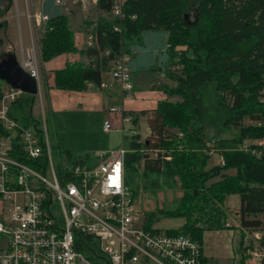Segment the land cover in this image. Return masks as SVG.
Masks as SVG:
<instances>
[{
    "label": "trees",
    "instance_id": "1",
    "mask_svg": "<svg viewBox=\"0 0 264 264\" xmlns=\"http://www.w3.org/2000/svg\"><path fill=\"white\" fill-rule=\"evenodd\" d=\"M3 2L0 15L12 5V0H0V4ZM40 2V11L47 16L41 23L40 50L44 61L75 47L61 6L54 0ZM112 2L98 0L96 8L110 12ZM190 9H194L192 20L187 15ZM123 12L126 51L129 47L137 50V56L129 61L131 68L148 69L154 61V52L159 53L160 66L172 65L177 56H180L177 62L183 64L181 73L167 74L173 86L164 88L180 100H163L150 113L144 112L151 129L149 137L141 143L136 129L127 128L125 182L133 197L138 195L137 178L143 161V178L154 174L178 177L186 190L179 207L159 210L163 217L184 218L181 226L168 231L189 234L202 244L205 230L224 228L226 216L217 203L231 194L239 196L242 227L264 224L255 218L264 212V155L233 146L247 138L264 136V0H127ZM112 24V18L97 19L96 47L85 49L86 55L95 57V63H75L58 70L57 88L82 90L88 81L100 82L101 72L113 60L118 46ZM179 45L186 47L176 50ZM103 52L104 56H100ZM209 82L215 83L213 91L216 103L224 111V126L236 128L238 135L227 144L225 140L216 142L224 148L220 151L224 163L206 169L209 155L203 151L208 147L201 125L204 115L201 89ZM32 103L33 97L23 94L13 105V111L30 122L34 120ZM244 117L257 124H244ZM137 120L138 115L133 116L131 124L135 126ZM168 127H176L182 137L170 135ZM178 144L187 153L174 151ZM141 149H163L164 153L150 157L141 153ZM66 154L73 157L69 151ZM167 155L169 160L162 157ZM228 169H235V173L222 174L219 180L207 184L213 176ZM156 217L160 215L146 212L147 225L154 223ZM240 263L243 264V259Z\"/></svg>",
    "mask_w": 264,
    "mask_h": 264
},
{
    "label": "built area",
    "instance_id": "2",
    "mask_svg": "<svg viewBox=\"0 0 264 264\" xmlns=\"http://www.w3.org/2000/svg\"><path fill=\"white\" fill-rule=\"evenodd\" d=\"M97 1L54 0L57 5L70 2L83 8L97 5ZM126 1L113 0L109 12L118 35L110 75L121 95L130 97L133 84L123 26ZM38 18L45 21L47 16L39 14ZM97 39L93 31L87 42L92 46ZM19 63L38 83L39 73L27 49ZM23 94L27 93L2 80L0 197L4 207L0 234L6 244L0 246V264H209L202 244L191 235L147 225L145 212L125 182L124 156L128 150L123 144L94 153L95 163L67 155L56 161L44 116L41 120L32 114L34 120L25 122L13 111ZM129 120L122 115V135ZM103 129H111L108 120ZM250 139L237 148L264 155V137ZM207 145L213 147V142ZM141 153L156 157L164 150L142 149ZM162 157L170 159L169 155ZM220 162L224 163L222 157ZM257 216L264 222V212ZM244 228L240 258L244 264H264V224Z\"/></svg>",
    "mask_w": 264,
    "mask_h": 264
},
{
    "label": "rangeland",
    "instance_id": "3",
    "mask_svg": "<svg viewBox=\"0 0 264 264\" xmlns=\"http://www.w3.org/2000/svg\"><path fill=\"white\" fill-rule=\"evenodd\" d=\"M19 7L23 9L30 10L31 13L37 8L38 0H28V6L26 5V0L19 1ZM73 5V4H72ZM71 10L68 11L66 6H63V12L68 14L72 18L73 26L80 25L82 23L88 24L91 21H96L98 18L103 17L105 19H111L112 16L109 12L99 13L93 6H87L82 8L80 6H73ZM5 6L3 2L0 4L2 9ZM12 11L0 15V55L11 52L15 54V46L18 49L19 47V16L15 10V5L10 8ZM188 18L192 20L194 18V9L188 11ZM85 18V19H84ZM8 20V22H7ZM7 22V37L5 36V23ZM71 28L72 24L69 23ZM36 34L34 40V46L36 50V59L38 62V46L40 32L35 26ZM10 42V44L8 43ZM30 45V44H29ZM11 46V47H9ZM186 46H176L177 49L185 48ZM33 55L32 51H30ZM182 52V51H181ZM180 59V56L174 60L175 63L170 65V68L166 69L167 74L170 75L172 72L181 73L183 64L177 62ZM17 60L20 62V57L17 53ZM1 61V59H0ZM170 78V77H169ZM171 80V79H170ZM2 80H0V85ZM167 87L173 86V81L171 84L164 85ZM163 87V86H162ZM215 83L209 82L202 86L201 96H202V108H203V119L201 125L203 126L204 139L206 144L208 141L215 142L212 146H208V149L203 150L205 153L210 155L207 159L205 168H209L211 163H215L218 160V155L221 154L224 148L220 144L216 143L220 140H225L226 144L231 142L233 138L238 135V131L234 127H226L223 124L224 111L216 103V98L214 94ZM172 98V101H179L180 98L175 95H169ZM43 107L46 103L43 96ZM263 101V100H261ZM32 113L39 119L42 120V117L45 118V125L48 132V140L51 145V150L53 157L56 161L57 158L63 157L66 151H69L73 156H77L75 152L78 153H87L92 154L97 150L110 149L111 147H117L122 143V136L118 130H111L105 132L103 130L105 114L102 111L95 112H85V111H55L50 113V115L43 112L41 114V104L38 101V96L34 104L32 105ZM47 116V119H46ZM244 124H257V122L250 120L248 117H244ZM263 123V122H262ZM169 134H174L177 138L180 132L176 127H168ZM167 130V129H166ZM143 130H140L139 133L142 134ZM139 134V137H140ZM264 137V136H263ZM257 138H251L249 141H252ZM242 142L238 143L241 144ZM124 144L127 146V140L124 139ZM233 146H236L233 145ZM173 149V148H172ZM216 155L210 154L212 151ZM174 151L178 153H187V150L183 148L182 144L176 145ZM67 155V154H66ZM212 156L211 163L209 159ZM211 168V167H210ZM142 169L139 170V176L137 178V183L139 185L138 195L135 200L139 207L146 213L154 211L160 217L154 219V225L158 228L167 229V228H178L184 223V218L182 217H163L159 214V210H169L172 211L175 208L179 207L182 201V198L186 192L185 188L182 187L181 181L178 177H165L164 175H150L148 178H143L141 175ZM219 175L213 176L211 179L218 178ZM209 179L207 184L210 182ZM155 187V188H152ZM217 206L223 211L226 216L225 224L230 226L231 229H224L219 231H205L202 237V251L203 254L209 256L210 262L214 264H231V262H237L240 259L241 248H238L239 238L241 231L238 227H235V224H238L239 218L237 216L238 209V196L237 194L228 195L222 202L217 203ZM4 207V202L0 197V219L2 217V208ZM236 222H235V221ZM226 226V227H227ZM231 232H233L231 234ZM244 236L242 237V239ZM6 244V239L3 235L0 234V246L4 247ZM242 247V246H241ZM229 250V254L227 251ZM231 250L233 252H231ZM232 253V256L230 255ZM228 256V257H227ZM242 259V258H241Z\"/></svg>",
    "mask_w": 264,
    "mask_h": 264
},
{
    "label": "crops",
    "instance_id": "4",
    "mask_svg": "<svg viewBox=\"0 0 264 264\" xmlns=\"http://www.w3.org/2000/svg\"><path fill=\"white\" fill-rule=\"evenodd\" d=\"M19 1L20 0H12V5L14 2L15 10L17 11V15L19 16L18 27H19L20 42H19L18 49L15 46V56L17 58V53H18L21 59L22 55L24 57V52L26 51V49L29 52L32 51L33 53L32 58L36 65L37 71L39 73V81L37 83L38 92L36 96L33 97L32 105L34 104L36 97L38 96V101L41 104V110H42L41 114L42 115H44L43 112H46V114L50 115V113H54L55 111H59V110L72 111V112L74 111H85V112L102 111L105 114L104 121L108 120L111 124V129L109 131L118 130L120 133H121L120 131L121 117L122 115H125L130 118L129 122L125 123L126 134H127L128 127H134L138 134H140L139 133L140 130H143L142 134H140L139 142L142 143L143 141H145V139L149 137L151 133V129L148 124L147 114H145L144 112L150 113L151 110L157 107L158 102L163 101V100H172L173 98V97H170L169 94L164 89L165 88L164 85L171 84V80L168 77L167 72H166V69L170 68V65L167 67H165L164 65L160 66L159 53L154 52L153 54L154 61L149 66L148 69H142L140 67H135V68L130 67V77H131V81L133 84V88L130 91L131 93L130 97H123L121 95V89L112 80L111 75H110L112 61L109 62L108 67L101 72L99 83L88 81L86 82V85L82 90H67V89L57 88L55 86V73L58 70L64 69L66 68L67 65L75 64V63H83L84 65L95 63V57L86 55L85 49L88 47H93V46L96 47V44L92 46L88 44L87 37L91 32L95 30V24L97 20L94 22L91 21L88 24H85V23L81 24L80 22V25L78 24L75 27L73 26V23L71 21L72 18L68 14L63 12V6L60 5L62 12L64 13L67 19L68 27L72 31L75 49L73 51L65 52V53L53 56L49 58L48 60L43 61L41 59V50H40L42 21L38 18V15L42 14L40 11L41 2L40 0H38L37 8L33 11V13H31L29 8L28 9L20 8ZM26 1H27L26 5L28 6V0ZM69 5H72V4L70 2L67 3L66 7H68L67 8L68 11L71 10V7ZM73 6L82 7L79 4L72 5V7ZM91 6H93L99 13L105 12V11L97 9L96 5H91ZM10 8L8 10L9 13L10 11H12ZM8 11L6 13H8ZM100 18H103V17H100ZM7 22L5 23V26H4L6 37H7ZM69 23L72 24L73 28H71ZM35 26H37L38 28L37 30H39L40 32L39 46H38V62L36 59L37 58L36 50L34 46V40H35V34H36ZM131 42H135L134 39H132ZM8 43L10 44V42ZM126 46L127 45L125 44V48ZM129 49L130 50L127 52L130 55V59L135 58L137 56V50L134 48H130V47ZM106 52L108 53V50ZM105 53L104 52L100 53V56L101 55L104 56ZM43 96L45 98L46 111H45V106L43 107L44 105ZM111 107H114L115 110L110 111ZM31 113H32V110H31ZM37 115L35 116L33 114V116L36 119H39ZM135 115H138V120H137V124L134 126L131 124V119ZM46 119H47V116H46ZM125 135H122L121 133V136H122L121 144H123L124 146H125L124 144ZM117 147H111L110 149L97 150L93 152L92 154L78 153V152H75V154H77V156L82 157L84 160L90 163H95L97 159H95V157L93 156L94 153L99 152V151H108V150L116 149ZM127 147L128 146H125L126 149ZM213 152L214 151H212L210 154H212V156L216 155ZM65 155H66V152H65ZM212 156L209 159L208 163H211ZM150 157H154V156L150 155ZM221 157H222L221 154H219L216 164L211 163L210 166L208 164V167L210 168L213 166L222 165L220 162ZM142 163L143 161H141V165H140L141 169H143ZM234 173H235V169L223 170L218 174L219 175L218 178L211 179L210 182L219 180L222 174L231 175ZM238 210H239V196H238V209H237V216L239 218ZM251 217H254V216H251ZM256 217H259V216H256ZM225 223H224V228L222 229H212V230H205V231H219V230H224V229H231V227L227 226ZM235 227H238V229L241 231V235L239 238L240 240L238 243V248L240 249L243 243L242 237L244 236L245 228L241 226L240 219H239L238 224H235ZM159 229H162V228H159ZM168 229L170 228H167L165 230H168ZM172 229H175V228H172ZM232 233L233 232H231V234ZM231 252L233 251L231 250ZM231 252L229 256L233 257ZM227 253L229 254V250L227 251ZM204 256H205V260L208 261L209 264H214L210 262V259H208L209 256L205 254ZM240 261H241V258L237 262L232 261L231 264H241ZM243 264H244V260H243Z\"/></svg>",
    "mask_w": 264,
    "mask_h": 264
},
{
    "label": "water",
    "instance_id": "5",
    "mask_svg": "<svg viewBox=\"0 0 264 264\" xmlns=\"http://www.w3.org/2000/svg\"><path fill=\"white\" fill-rule=\"evenodd\" d=\"M186 16V14L184 15ZM0 79L14 88L35 97L38 92L36 79L24 71L14 53L7 52L0 55Z\"/></svg>",
    "mask_w": 264,
    "mask_h": 264
}]
</instances>
